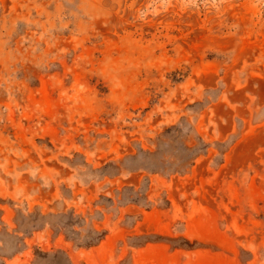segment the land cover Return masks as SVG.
<instances>
[{
    "label": "rangeland",
    "instance_id": "1",
    "mask_svg": "<svg viewBox=\"0 0 264 264\" xmlns=\"http://www.w3.org/2000/svg\"><path fill=\"white\" fill-rule=\"evenodd\" d=\"M0 264H264V0H0Z\"/></svg>",
    "mask_w": 264,
    "mask_h": 264
}]
</instances>
